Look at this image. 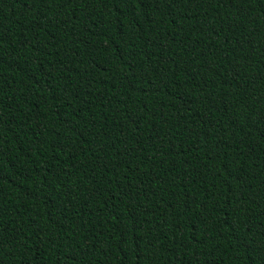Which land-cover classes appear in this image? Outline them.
I'll list each match as a JSON object with an SVG mask.
<instances>
[{"label":"trees","instance_id":"trees-1","mask_svg":"<svg viewBox=\"0 0 264 264\" xmlns=\"http://www.w3.org/2000/svg\"><path fill=\"white\" fill-rule=\"evenodd\" d=\"M0 264H264V0H0Z\"/></svg>","mask_w":264,"mask_h":264}]
</instances>
